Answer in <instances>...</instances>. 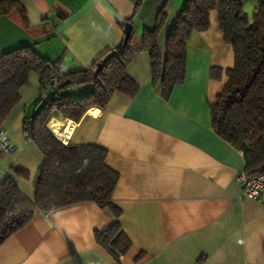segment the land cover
<instances>
[{"label": "crops", "instance_id": "crops-1", "mask_svg": "<svg viewBox=\"0 0 264 264\" xmlns=\"http://www.w3.org/2000/svg\"><path fill=\"white\" fill-rule=\"evenodd\" d=\"M254 8L260 0H240ZM185 0H24L18 11L0 16V55L31 45L56 61L62 71L88 67L120 43L123 24L132 25L136 52L126 72L138 83L127 97L114 92L104 108L91 107L78 121L58 119L47 127L68 145H98L118 172L112 198L121 209L119 223L131 246L122 264H264V197H243L235 181L244 171L242 152L221 139L210 120V105L233 65L215 10L209 26L193 31L185 46V78L168 99L152 85L149 57L139 47L145 28L155 25L165 49L167 31ZM221 70L219 77L210 75ZM89 85L71 86V93ZM38 76L32 72L20 98L1 123L17 149L0 153V182L11 175L27 200L43 155L23 136V125L37 110ZM19 168L26 176L14 170ZM113 219L90 201L54 210H35L27 223L0 244V264H113L94 232Z\"/></svg>", "mask_w": 264, "mask_h": 264}, {"label": "trees", "instance_id": "trees-1", "mask_svg": "<svg viewBox=\"0 0 264 264\" xmlns=\"http://www.w3.org/2000/svg\"><path fill=\"white\" fill-rule=\"evenodd\" d=\"M24 0H0V16L18 11L24 17ZM215 10L223 41L233 51V65L226 69L222 91L210 105L211 125L216 134L242 152L244 172L264 173V0L247 16L240 0H185L170 25L165 49L158 46V34L166 16L164 8L157 14L155 25L145 28L139 47L149 57L150 78L168 99L175 85L185 78L186 42L193 31L209 26V12ZM129 22V21H126ZM124 25V24H123ZM137 42L133 28L127 40L97 56L88 67L62 71L56 61L40 55L31 45H23L0 55V127L20 98V89L34 72L38 76V106L29 122H24L23 136L31 140L43 155V163L33 182V199L27 200L15 179L6 175L0 182V244L29 221L35 210L47 212L69 204L90 201L113 219L112 224L95 231L96 243L122 264L131 246L119 223L121 209L112 198L118 172L107 165L105 148L98 145H68L48 129V121H78L91 107L104 108L114 92L133 97L138 83L126 72L133 60ZM110 52V57L97 66ZM221 70L212 68L210 75L219 77ZM68 83L62 87L59 84ZM89 85L78 93H67L71 86ZM51 89V92L47 90ZM69 89V88H68ZM26 176L19 168L14 170Z\"/></svg>", "mask_w": 264, "mask_h": 264}, {"label": "built area", "instance_id": "built-area-1", "mask_svg": "<svg viewBox=\"0 0 264 264\" xmlns=\"http://www.w3.org/2000/svg\"><path fill=\"white\" fill-rule=\"evenodd\" d=\"M39 96H41L42 99H46L47 97L43 90L39 91ZM16 149V145L10 142L5 131L0 127V153L12 155L16 152ZM235 181L239 184L243 197L250 199L264 197V173L248 175L242 171L236 174Z\"/></svg>", "mask_w": 264, "mask_h": 264}, {"label": "water", "instance_id": "water-1", "mask_svg": "<svg viewBox=\"0 0 264 264\" xmlns=\"http://www.w3.org/2000/svg\"><path fill=\"white\" fill-rule=\"evenodd\" d=\"M131 27H132V25H131L130 22H125V23H124V25H123L124 40H127L128 36H129V34H130V31H131ZM112 53H113V52L108 53V54L103 58L102 62H100V63L98 64L97 69H100V68H101L102 63L105 62V61L110 57V55H111ZM67 83H68V80H65V81L61 82V83L59 84V87H62V86H64V85H66ZM29 121H30V120H26V122H29Z\"/></svg>", "mask_w": 264, "mask_h": 264}, {"label": "rangeland", "instance_id": "rangeland-1", "mask_svg": "<svg viewBox=\"0 0 264 264\" xmlns=\"http://www.w3.org/2000/svg\"><path fill=\"white\" fill-rule=\"evenodd\" d=\"M246 10H247V16L251 20L252 19V12H253V10H251L250 7L249 8H246ZM68 88H70V87H68ZM68 88L65 89L67 93H69V91H72V88H71V90H69ZM47 91L48 92H51L52 90L51 89H48Z\"/></svg>", "mask_w": 264, "mask_h": 264}]
</instances>
